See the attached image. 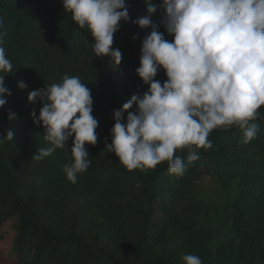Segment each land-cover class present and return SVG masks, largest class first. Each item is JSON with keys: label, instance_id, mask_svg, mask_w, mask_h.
Returning a JSON list of instances; mask_svg holds the SVG:
<instances>
[{"label": "trees", "instance_id": "16d2710c", "mask_svg": "<svg viewBox=\"0 0 264 264\" xmlns=\"http://www.w3.org/2000/svg\"><path fill=\"white\" fill-rule=\"evenodd\" d=\"M125 6L130 20L114 33L112 47L122 54L115 66L107 56H94V38L62 0H0V32H6L0 47L14 72L4 77L11 95L0 107V137L15 133L12 141L0 138V264H185L186 254L202 264H264V106L253 121L255 139L241 143L243 130L236 126L214 129L211 148L190 146L199 159L180 176L169 172L167 161L129 171L104 151L114 110L148 88L135 70L151 29L131 22L148 15L147 5L125 0ZM162 16L157 8L151 19L171 42ZM65 75L86 83L98 121L96 146L85 145L91 163L74 184L63 171L74 135L65 148L32 159L50 144L30 115H39L40 98L27 100L30 91ZM154 79L163 85L164 70ZM9 110L17 119H8ZM189 150L175 155L186 161Z\"/></svg>", "mask_w": 264, "mask_h": 264}, {"label": "clouds", "instance_id": "9594fccd", "mask_svg": "<svg viewBox=\"0 0 264 264\" xmlns=\"http://www.w3.org/2000/svg\"><path fill=\"white\" fill-rule=\"evenodd\" d=\"M147 13L131 22L141 30L151 29L142 39L140 66L135 70L147 91L134 94L114 110L111 143L105 152L115 153L120 164L131 171L154 169L168 162L169 172L183 175L199 159L196 149L212 147L209 133L236 126L243 130L241 143L256 138L254 123L264 106V0H145ZM80 29L94 38V56H107L118 66L122 54L113 48L120 22L130 20L125 0H62ZM161 9V24L174 37L170 42L158 30L151 15ZM6 32H0L2 43ZM133 39H137L136 36ZM163 69L167 79H154ZM0 107L11 92L4 77L13 74V65L0 47ZM23 90L25 82H18ZM40 98L39 115L31 112L34 124L44 128L50 146L39 149L32 159L42 160L65 148L70 137L71 160L63 171L71 183L85 172L91 160L85 145L96 146L98 121L92 115L91 90L79 77L65 75L28 93L33 103ZM135 105V109H133ZM125 113H127L125 119ZM8 119H17L9 110ZM14 131L4 136L12 141ZM2 142V140H0ZM189 147L185 161L176 150ZM185 264H202L193 254L183 256Z\"/></svg>", "mask_w": 264, "mask_h": 264}]
</instances>
